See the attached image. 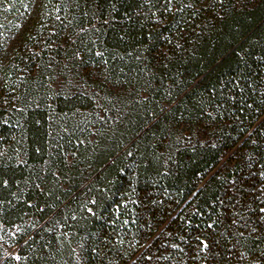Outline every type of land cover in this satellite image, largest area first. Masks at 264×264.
Wrapping results in <instances>:
<instances>
[{
  "label": "trees",
  "instance_id": "obj_1",
  "mask_svg": "<svg viewBox=\"0 0 264 264\" xmlns=\"http://www.w3.org/2000/svg\"><path fill=\"white\" fill-rule=\"evenodd\" d=\"M72 66L125 83L127 112L54 127L95 108L51 86ZM191 124L210 139L187 142ZM1 208L40 223L19 264H264V0H0Z\"/></svg>",
  "mask_w": 264,
  "mask_h": 264
},
{
  "label": "rangeland",
  "instance_id": "obj_2",
  "mask_svg": "<svg viewBox=\"0 0 264 264\" xmlns=\"http://www.w3.org/2000/svg\"><path fill=\"white\" fill-rule=\"evenodd\" d=\"M76 69L77 72H68L66 70L63 71L64 75L67 77H63L60 75L59 71H56L52 76L51 86L54 87V91H66V92H79L86 91L90 94L95 93L96 95V104L94 109L90 110H80L68 113L66 115H56V111L50 112L49 122L54 125V127L61 125H68L71 127H81L84 124H89L92 128V131H97V126H110L117 121L119 117L124 115L127 112V109L124 108V105L128 102V90H125V83L117 80V79H106L100 81L99 84L92 82L90 79H84V74L78 75V67L72 66ZM95 87V88H93ZM130 92H133L130 90ZM129 92V93H130ZM128 94V95H127ZM127 95V96H126ZM140 97H145L144 94H140ZM120 103L117 107V104ZM48 105H52V103L48 102ZM120 105L124 108V110H120ZM120 113H122L120 115ZM116 114V116H115ZM207 126L205 125H197L195 127L191 125L187 126L183 131V136L186 138L187 142H206L211 137V131L205 129ZM72 128V129H73ZM80 132V129H79ZM103 133V132H102ZM19 139L14 142L12 148V155L8 157L9 160H15L17 163H24V151H25V140L22 136V132L18 133ZM99 136V134H98ZM97 136L92 135V141L96 140ZM58 141V138H56ZM59 148L61 153L54 155V159L46 161L44 164L38 165L39 169H41L43 176L50 175L51 170L54 168H60L64 165V162L68 161L69 151L72 149L71 141L66 143H56L51 146V155L54 154V150H58ZM234 154V151L227 152L222 160V164H224L229 157ZM69 162V161H68ZM35 173V172H34ZM58 174L56 173L55 176ZM47 177V176H46ZM38 179V177H35ZM64 181L61 182V184ZM33 202H30L29 205H32ZM3 209H0V264H19L20 263V254L19 250L21 246L24 244H18L22 233L29 229H36L40 224L38 222V218L35 211H31L29 213H24L21 222H18L14 226H7L6 221L13 219L12 216H7L3 214ZM43 224V223H41ZM34 233V232H32Z\"/></svg>",
  "mask_w": 264,
  "mask_h": 264
}]
</instances>
